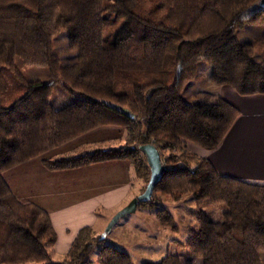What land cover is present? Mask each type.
<instances>
[{"label":"trees","instance_id":"obj_1","mask_svg":"<svg viewBox=\"0 0 264 264\" xmlns=\"http://www.w3.org/2000/svg\"><path fill=\"white\" fill-rule=\"evenodd\" d=\"M105 1L0 0V69L11 72L24 91L4 108L0 77V264H133L107 241L97 242L91 228L78 232L64 259L53 262L57 236L48 214L18 202L3 179L5 172L104 128L125 130L126 145L46 160L44 169L125 161L143 183L142 194L150 169L138 149L152 145L166 171L151 201L138 208H157V195L173 202L189 197L195 225L187 229L184 247L192 257L208 264H262L264 187L222 177L187 151L188 145L216 150L240 113L223 100L190 105L184 99L200 62L211 68L215 87H229L241 98L264 96V40L243 45L235 36L245 27L264 26L261 0ZM60 31L68 32L69 50L77 53L74 65H61L54 54ZM17 59L23 67L45 69L52 83L25 80ZM55 86L82 99L54 110ZM217 205L225 212L214 223L202 209ZM155 219L178 231L165 210H156ZM145 264L183 263L168 256Z\"/></svg>","mask_w":264,"mask_h":264},{"label":"crops","instance_id":"obj_2","mask_svg":"<svg viewBox=\"0 0 264 264\" xmlns=\"http://www.w3.org/2000/svg\"><path fill=\"white\" fill-rule=\"evenodd\" d=\"M212 89L208 90L211 102L223 100L236 108L240 116L216 150L208 152L188 145L187 151L207 160L222 177L264 187V96L241 98L229 87ZM202 92L201 86H193L190 95L194 98ZM112 131L120 133L123 139V129L104 128L72 143L90 135L99 136L98 144L107 143L114 140ZM46 160L49 159L40 157L9 170L3 179L18 202L31 203L48 214L57 236L54 252L65 257L78 232L94 228L98 210H120L137 198L133 189L135 175L125 161L49 172L42 165ZM91 171L108 172V176L98 178ZM100 191L101 198L97 196Z\"/></svg>","mask_w":264,"mask_h":264},{"label":"rangeland","instance_id":"obj_3","mask_svg":"<svg viewBox=\"0 0 264 264\" xmlns=\"http://www.w3.org/2000/svg\"><path fill=\"white\" fill-rule=\"evenodd\" d=\"M111 4H113V0L105 1V6ZM105 16L110 19L113 18V16L107 14H105ZM235 36L243 45L251 44L255 40H264V26L245 27L238 31ZM53 51L63 66L74 65L77 62V53L70 51L68 47L67 31H60L55 36ZM16 67L27 81H38L43 85H50L52 83L49 77H45L48 76L45 69L23 67L21 61L18 59L16 60ZM210 76L211 68L204 62L198 63L196 78L184 91V99L188 104L202 105L214 102H211L208 90L210 87L213 88L212 90L218 87L211 84ZM0 77L5 85V92L1 96V103L4 108L8 109L24 94V91L14 75L5 68L0 69ZM193 86H201L203 88V92L194 98L190 95ZM81 99L82 98L78 96H71L61 87L55 86L50 97V105L54 110H59ZM125 134L126 131L124 130L122 139L120 133L118 134L116 131H112L111 135L114 140L102 144H98V135H90L88 139L65 145L62 148L43 155L41 158L57 160L78 157L83 154H92L97 150L118 149L126 145ZM195 148L201 150L199 147ZM168 156L169 153H164L163 159ZM161 162L164 165L162 160ZM91 172L98 178L108 176V172ZM88 174L90 175L92 173ZM142 188L143 183L135 177L133 189L135 190L136 197L141 195ZM99 195H101V191L97 193L98 197H100ZM155 198L158 205L157 208L140 207L137 208L134 214L122 218L112 228L106 244L127 254L131 258L133 264L159 263L168 256L178 257L183 264H208V260L192 257L190 251L184 247V243L188 236L187 229L195 225V219L192 213L196 211V206L192 199L188 197L182 201L173 202L162 195H157ZM120 210H98L95 216L97 221L93 228L96 236L99 237L101 235L105 224H107ZM156 210H165L168 212L172 216L178 231L173 232L167 228H162L155 219ZM202 211L211 222L218 223L222 220L225 207L221 205L208 206L203 208ZM51 256L52 261L55 263L61 262L64 259V257L58 256L54 251H52ZM89 259L94 262L96 260V254H92ZM261 261L262 264H264V253L261 255Z\"/></svg>","mask_w":264,"mask_h":264},{"label":"water","instance_id":"obj_4","mask_svg":"<svg viewBox=\"0 0 264 264\" xmlns=\"http://www.w3.org/2000/svg\"><path fill=\"white\" fill-rule=\"evenodd\" d=\"M259 7L264 9V0H261ZM139 152L146 159L147 165L150 169V177L145 191L137 198L129 202L123 209L116 213L106 224L103 232L98 237L97 242H106L108 235L112 228L124 217L134 214L139 205L148 204L151 201L152 194L156 186L162 179L164 172L166 171L164 165L161 162L160 154L154 146L140 147Z\"/></svg>","mask_w":264,"mask_h":264}]
</instances>
